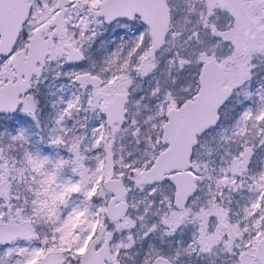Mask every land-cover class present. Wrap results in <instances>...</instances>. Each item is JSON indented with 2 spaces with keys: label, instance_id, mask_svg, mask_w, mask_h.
Instances as JSON below:
<instances>
[{
  "label": "snow or ice",
  "instance_id": "1",
  "mask_svg": "<svg viewBox=\"0 0 264 264\" xmlns=\"http://www.w3.org/2000/svg\"><path fill=\"white\" fill-rule=\"evenodd\" d=\"M0 264H264V0H0Z\"/></svg>",
  "mask_w": 264,
  "mask_h": 264
}]
</instances>
